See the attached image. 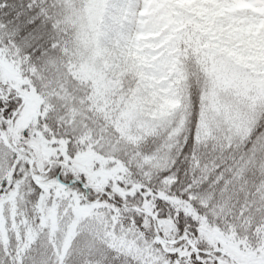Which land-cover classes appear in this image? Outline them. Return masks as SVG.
Masks as SVG:
<instances>
[{
  "label": "snow or ice",
  "instance_id": "obj_1",
  "mask_svg": "<svg viewBox=\"0 0 264 264\" xmlns=\"http://www.w3.org/2000/svg\"><path fill=\"white\" fill-rule=\"evenodd\" d=\"M0 264H264V0H0Z\"/></svg>",
  "mask_w": 264,
  "mask_h": 264
}]
</instances>
